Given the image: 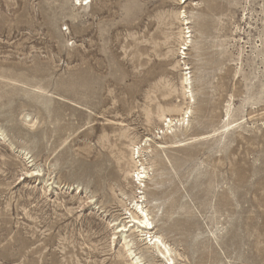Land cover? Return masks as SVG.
<instances>
[{"label":"rangeland","instance_id":"374dc122","mask_svg":"<svg viewBox=\"0 0 264 264\" xmlns=\"http://www.w3.org/2000/svg\"><path fill=\"white\" fill-rule=\"evenodd\" d=\"M137 196L175 264H264V0H0V264L172 263Z\"/></svg>","mask_w":264,"mask_h":264},{"label":"bare ground","instance_id":"6f19581e","mask_svg":"<svg viewBox=\"0 0 264 264\" xmlns=\"http://www.w3.org/2000/svg\"><path fill=\"white\" fill-rule=\"evenodd\" d=\"M180 19H181V17H180ZM182 21H185L186 24L189 23L188 20H186V19H183ZM182 30L184 31V29H182ZM185 32H187V31H185ZM187 38H188V36H185L184 37V40H183V46H184L183 47V50L187 49L188 46H189L188 45V39ZM182 53L184 54L185 51H183ZM184 83L185 84L187 83V85H190V80H189L188 77L185 78ZM190 92H191V97L193 99L192 91L190 90ZM187 112H188V110H186L184 112V114H186ZM165 121L166 122L168 121L167 128L168 129H171L173 122H175V121L182 122V123L184 121L186 122V117H184V116H182V118H167V117H165ZM142 147L143 146L140 147V146H135L134 145L133 146V149H132V154H131V160L134 162V165H135V169L133 171V175H134V178L136 177V181H138L141 186H142V182H145L146 177L149 176L148 169H147L148 167L145 166L143 164V162L140 161ZM135 154H137V156H135ZM143 186H144V184H143ZM138 198L139 199H132V202L134 203L133 204L134 211L131 212L130 218H132V221H130V222H133V224L132 225H129V227H131V228H133V227L137 228L138 231L141 232L142 235H144V234L145 235H148V233H150V236H149L150 239L149 240L151 241L150 245L153 246L152 248L155 249V251L158 252V254H159V256L161 258H165L168 261H172V263H170V264H175L174 263V259L171 256L172 251H171L169 245H167L163 241V239H161L160 236H158V235H152L151 234L152 233L151 230L154 229V226L152 225L153 224V221L149 217L148 209L143 205L144 204L143 203V200L140 201V199L144 198V196H140ZM126 228H127L126 225H122L120 227V231H126L127 230ZM131 228H128L127 231H129ZM124 246H126L125 249H126V251L128 253L127 256L128 257L129 256L132 257V260H134V264L135 263H138L139 264V262L142 261L141 256L138 255L137 253H135V250L132 249V247L129 246V242H127L126 238H125ZM147 246H148L147 248H151L149 246V244Z\"/></svg>","mask_w":264,"mask_h":264}]
</instances>
